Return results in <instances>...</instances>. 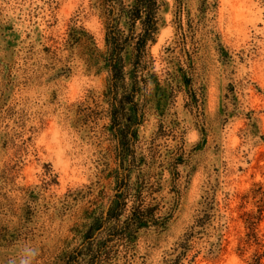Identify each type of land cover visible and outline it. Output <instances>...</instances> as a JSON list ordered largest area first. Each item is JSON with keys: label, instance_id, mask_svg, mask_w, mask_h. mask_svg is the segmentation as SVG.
<instances>
[{"label": "rangeland", "instance_id": "1", "mask_svg": "<svg viewBox=\"0 0 264 264\" xmlns=\"http://www.w3.org/2000/svg\"><path fill=\"white\" fill-rule=\"evenodd\" d=\"M159 7L122 147L105 0H0V264H68L88 236L104 264H264V0ZM120 188L123 225L144 205L113 237Z\"/></svg>", "mask_w": 264, "mask_h": 264}, {"label": "trees", "instance_id": "2", "mask_svg": "<svg viewBox=\"0 0 264 264\" xmlns=\"http://www.w3.org/2000/svg\"><path fill=\"white\" fill-rule=\"evenodd\" d=\"M106 16L108 20V35L110 46L109 66L111 69L110 90L115 96V103L112 98L114 116V124L119 130V142L122 147L131 138L135 141L136 133L132 129V133L128 134V129L123 128L124 120L127 119V103L137 107L138 102L136 96L141 93V83L148 87V78L146 71L151 65L150 43L156 39L159 32V0H134V4H126L125 0H105ZM127 18L128 29H124L121 25L122 19ZM140 27L138 28V24ZM131 52L130 63L132 65L133 88L127 91L123 98H119V88L123 81L126 80L128 72L126 71V54ZM122 130V131H121ZM125 160L121 162V169L128 171L129 167ZM126 178L130 181L127 173ZM117 194L118 206L114 210L112 217L117 221L114 227L113 237L125 236L130 229L131 223H137L142 219L141 215H137L140 208L144 205L142 192L134 195L135 206L128 216L125 225L121 223V215L126 208L127 198L130 192L120 188ZM137 204V205H136ZM108 242L99 245L88 236L81 247L73 250L68 254V264H104L110 259V251H107Z\"/></svg>", "mask_w": 264, "mask_h": 264}]
</instances>
